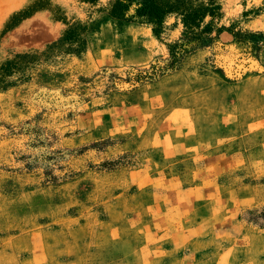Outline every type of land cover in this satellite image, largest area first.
I'll use <instances>...</instances> for the list:
<instances>
[{"label": "rangeland", "instance_id": "obj_1", "mask_svg": "<svg viewBox=\"0 0 264 264\" xmlns=\"http://www.w3.org/2000/svg\"><path fill=\"white\" fill-rule=\"evenodd\" d=\"M109 1L0 0V64L22 63L0 90V264H264V39L234 34L264 33V0H220L234 33L140 84L182 27H119Z\"/></svg>", "mask_w": 264, "mask_h": 264}, {"label": "trees", "instance_id": "obj_2", "mask_svg": "<svg viewBox=\"0 0 264 264\" xmlns=\"http://www.w3.org/2000/svg\"><path fill=\"white\" fill-rule=\"evenodd\" d=\"M96 5L99 0H84ZM105 18L112 19L119 27L131 22L148 23L153 32L161 40L166 31L175 29L181 25V33L177 38L166 42L169 56L166 60L152 63L149 68L136 69L131 72L129 79L134 83H143L156 80L167 72L177 70L184 58L198 49L216 46L220 42L223 31L234 33L233 26L221 25L223 17L220 0H111L108 3ZM174 21L169 23V19ZM235 35L243 37V43H249L250 47H260L263 32L243 33ZM250 34V36H249ZM249 36V40L247 39ZM245 39V40H244ZM240 40V39H239ZM61 42L68 44V49L79 52L85 40L78 29H68ZM22 58V56H18ZM21 62L17 59H9L0 64V90L15 86L21 79L19 72L22 70ZM30 130V128H27ZM35 130V129H34ZM33 162H27L31 168ZM48 181L55 182V174H47Z\"/></svg>", "mask_w": 264, "mask_h": 264}, {"label": "bare ground", "instance_id": "obj_3", "mask_svg": "<svg viewBox=\"0 0 264 264\" xmlns=\"http://www.w3.org/2000/svg\"><path fill=\"white\" fill-rule=\"evenodd\" d=\"M239 69V68H238Z\"/></svg>", "mask_w": 264, "mask_h": 264}]
</instances>
